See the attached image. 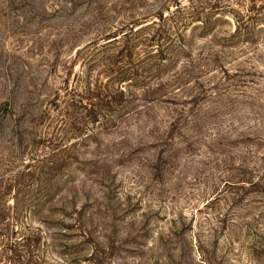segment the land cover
<instances>
[{
    "label": "rangeland",
    "instance_id": "obj_1",
    "mask_svg": "<svg viewBox=\"0 0 264 264\" xmlns=\"http://www.w3.org/2000/svg\"><path fill=\"white\" fill-rule=\"evenodd\" d=\"M0 264H264V0H0Z\"/></svg>",
    "mask_w": 264,
    "mask_h": 264
},
{
    "label": "trees",
    "instance_id": "obj_2",
    "mask_svg": "<svg viewBox=\"0 0 264 264\" xmlns=\"http://www.w3.org/2000/svg\"><path fill=\"white\" fill-rule=\"evenodd\" d=\"M120 93H121V92H120ZM126 109H127V108H126ZM128 112H130V111H126V113H128ZM126 113H125V114H126Z\"/></svg>",
    "mask_w": 264,
    "mask_h": 264
}]
</instances>
